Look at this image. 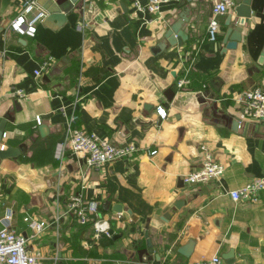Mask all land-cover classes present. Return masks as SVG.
Wrapping results in <instances>:
<instances>
[{
    "label": "crops",
    "instance_id": "crops-1",
    "mask_svg": "<svg viewBox=\"0 0 264 264\" xmlns=\"http://www.w3.org/2000/svg\"><path fill=\"white\" fill-rule=\"evenodd\" d=\"M21 1L4 10L0 0V121L9 111L14 117L1 147L21 149L0 158V227L11 213V229L54 264H83L84 258L194 264L214 256L227 264L232 250L234 264H264V189L259 201L229 194L264 176V123L245 120L238 101L244 90L264 87V0H251L252 15L229 49L224 39L240 23L237 6L218 17L220 33L212 41L208 26L216 0H169L158 14L138 11L136 0H77L64 22L47 14L34 35L10 29ZM184 10L188 39L171 45L165 33ZM188 70L192 81L179 90L177 81ZM170 87L172 100L165 95ZM158 105L168 112L160 125ZM70 126L140 151L89 168L71 149ZM203 144L225 164V173L186 184L184 176L200 165ZM82 190L98 202L111 236L67 213ZM117 205L131 214L117 212ZM31 220L49 226L40 232ZM190 241L188 257L179 249Z\"/></svg>",
    "mask_w": 264,
    "mask_h": 264
},
{
    "label": "built area",
    "instance_id": "built-area-1",
    "mask_svg": "<svg viewBox=\"0 0 264 264\" xmlns=\"http://www.w3.org/2000/svg\"><path fill=\"white\" fill-rule=\"evenodd\" d=\"M169 0H148L142 3L135 1L138 11H149L153 14L161 12L162 4ZM240 0H216L213 4V16L208 26V37L215 41L220 33V22L218 17L227 14L231 9L239 4ZM47 10L40 5L38 0H22L15 17L11 21L12 30L34 35L36 25L47 16ZM50 59L44 61L42 67L35 71L40 75L42 70L48 68ZM189 71L180 77L176 87L179 90L190 85L192 79ZM1 100V97H0ZM242 117L247 121H257L264 123V87L259 85L250 87L243 91L238 97ZM157 112L160 120L168 118V112L164 105H158ZM41 116H37V124H41ZM6 133L4 134V136ZM67 140L73 152L83 155L89 168H102L107 163L140 151V148L133 144L119 145L110 140L101 138L95 133L88 132L82 128L70 126L67 132ZM2 148H5L2 145ZM62 150V145L58 151ZM157 150H151L150 154H155ZM60 153V152H59ZM226 166L214 154L207 144L201 146V158L199 167L190 171L184 176L186 184L194 185L209 181L220 180L225 173ZM85 188L82 185V189ZM264 189V176L255 178L242 188L229 192L234 200L247 199L259 201L260 193ZM99 204L97 201L89 200L85 197L84 191L74 194L67 208V213L75 216L81 225L94 222L98 234L111 236L110 223L107 220L99 219ZM123 213H119L122 217ZM12 215L9 213L2 221L0 227V264H54L49 263L47 258L41 253H33L28 248V238L23 234L11 229ZM26 220H29L27 217ZM31 225L40 232L45 230L49 224L46 221L31 220ZM57 259V258H56ZM83 264H103V258H84ZM56 261V260H55ZM222 258L214 256L210 259L197 261L194 264H221Z\"/></svg>",
    "mask_w": 264,
    "mask_h": 264
},
{
    "label": "water",
    "instance_id": "water-1",
    "mask_svg": "<svg viewBox=\"0 0 264 264\" xmlns=\"http://www.w3.org/2000/svg\"><path fill=\"white\" fill-rule=\"evenodd\" d=\"M13 0H3V8L4 10L11 4ZM40 5H42L46 10L49 17V20H55L61 24L66 20L67 13L73 9L74 4L77 0H38ZM251 0H243L242 3L237 5L236 7V13L239 19V25L236 27H230L227 31V34L224 39V43L226 44V47L229 48H235L238 44V42L241 39L242 36V25L244 22L251 17L252 15V9H251ZM231 16L229 23L231 22ZM188 16H187V10H184L180 13L179 19L174 21L170 24L169 28L167 29L165 33V38L171 45H182L185 40L188 39V35L183 30V25L185 22H187ZM214 83V81H212ZM166 97L169 100H172L175 95V90L170 87L167 89L165 93ZM13 116L11 115V112H7L4 114L3 118L0 121V158H7L19 155L21 152V149H17L13 146H9L7 148H2L1 143L4 139V134L6 132V126L8 121L13 120ZM239 124V121L236 120L233 125L236 127V125ZM40 129H44L43 127H40ZM176 206H179L177 203ZM114 209L117 212H123L126 216H129L131 214V211H124L123 207L121 205H117L114 207ZM146 238H147V245L149 247V252L153 253V243L152 239L150 237L149 229L146 230ZM193 241H190L188 244L183 245L180 247L179 252L184 254L185 256H190L193 252ZM226 262L227 264H234L236 259L234 256V251H230L226 256Z\"/></svg>",
    "mask_w": 264,
    "mask_h": 264
}]
</instances>
